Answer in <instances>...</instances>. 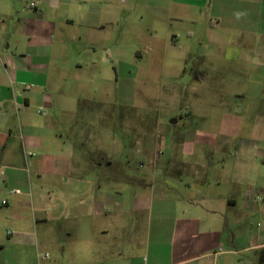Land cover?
<instances>
[{"label":"crops","instance_id":"1","mask_svg":"<svg viewBox=\"0 0 264 264\" xmlns=\"http://www.w3.org/2000/svg\"><path fill=\"white\" fill-rule=\"evenodd\" d=\"M141 7L167 15L164 39L155 20L137 34L153 50L166 35L174 44L167 24L191 8L239 45L230 57L244 61L245 81L235 94L253 111H221L202 134L212 149L200 150L195 179H170L171 151L155 136L138 172L94 162L93 177L81 158L89 117L77 106L100 88L109 95L106 69L119 81L125 26ZM161 167L165 179H154ZM125 171L146 177L131 179L133 192L118 184ZM263 248L264 0H0V264H259Z\"/></svg>","mask_w":264,"mask_h":264},{"label":"rangeland","instance_id":"2","mask_svg":"<svg viewBox=\"0 0 264 264\" xmlns=\"http://www.w3.org/2000/svg\"><path fill=\"white\" fill-rule=\"evenodd\" d=\"M132 1L141 2V5L147 1L168 6L172 0ZM174 14L173 10L169 12L171 16ZM132 16V25L125 26L123 55L120 57L124 65L118 66L119 81H109L115 72L106 69L103 75L108 77L109 95L104 97L103 88H100L98 97L91 98V101L85 98L87 101L77 106L81 118L89 117L84 120L89 139L85 148L82 146L86 158L83 155L81 158L92 161V164L103 163L107 172L117 170V167H120L118 170L130 169L132 165L135 166L131 169L138 172L136 168H146L149 161L147 149L142 155L147 137L155 136L162 148L171 151L175 166L170 179H178L177 173H183L186 179H195L193 170L200 160V150L204 157L206 150L212 149V142L208 139L203 141L202 134L220 126L221 111L239 107L253 111L249 99L243 102L235 94L241 90V86L239 89L235 85L245 81L240 71L244 70V61L230 57L239 45H229L227 31L212 27L205 13L200 14L199 10L191 8L187 19L172 20L167 24L168 34L171 30L177 36L174 44L166 35L168 44L160 41V47L155 46L153 50L147 39H139L137 34L145 33L143 21L151 24L155 20L162 24L157 30L158 37L164 39L163 22L167 15L163 12L159 18L141 7L133 10ZM188 32H193V35L189 36ZM214 36L222 41L214 43ZM131 49L135 50V55L131 54ZM102 57L100 54L97 58ZM235 67L238 71L234 70ZM139 159L140 162L145 161V167ZM109 161L114 162L113 167L108 165ZM203 161L206 162L205 159ZM159 170L154 179H165L164 167ZM97 171V167L90 168L93 177L98 176ZM125 174L118 184L130 192L134 191L131 179L146 178L142 175L134 177L136 174L131 176L127 171ZM104 185L109 186L107 183Z\"/></svg>","mask_w":264,"mask_h":264},{"label":"trees","instance_id":"3","mask_svg":"<svg viewBox=\"0 0 264 264\" xmlns=\"http://www.w3.org/2000/svg\"><path fill=\"white\" fill-rule=\"evenodd\" d=\"M259 264H264V248L259 252Z\"/></svg>","mask_w":264,"mask_h":264},{"label":"built area","instance_id":"4","mask_svg":"<svg viewBox=\"0 0 264 264\" xmlns=\"http://www.w3.org/2000/svg\"><path fill=\"white\" fill-rule=\"evenodd\" d=\"M31 6H35V4H34V3H31ZM39 112H41V111H39ZM15 192H16V193H19L20 191L17 190V191H15ZM9 234H10V232H9ZM45 256L48 257V254H46Z\"/></svg>","mask_w":264,"mask_h":264}]
</instances>
